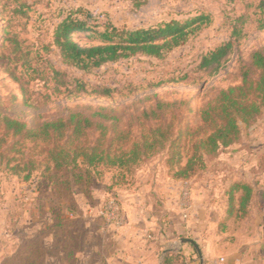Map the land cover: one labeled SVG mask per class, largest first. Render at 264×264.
<instances>
[{"label":"rangeland","instance_id":"1","mask_svg":"<svg viewBox=\"0 0 264 264\" xmlns=\"http://www.w3.org/2000/svg\"><path fill=\"white\" fill-rule=\"evenodd\" d=\"M260 2L0 0L1 109L34 127L81 113L91 119L82 141L94 144L101 138L100 146L105 147L113 139L114 149L141 140L152 128L169 125L174 133L183 132L179 144L185 162L192 150L187 129L200 124L201 110L222 89L242 83V71L252 53L264 47ZM200 14L208 15L209 21L161 57L140 53L83 69L65 62L54 41L56 26L68 17L86 23V31L73 34L77 42L97 45L99 33L107 28L138 29L183 22ZM229 41L233 47L218 70H213L214 65L201 66L205 54ZM239 124V140L216 156L206 157L205 166L189 179L187 201L192 205L193 191L200 190L198 197L213 210L214 221L199 238L203 248L216 256L211 260H227L238 253L244 259L239 264H263L264 257L255 246L264 232V209L255 201L249 219L228 223L222 219L228 206L226 190L235 180L249 182L257 191L264 188V113L249 126ZM14 142L8 151L11 162L0 169V264H47L44 256L50 249L44 245L51 241L36 242L37 230L40 235L65 234V228H53L56 225L46 219L64 215L77 204L76 197L88 196L89 203L98 205L100 200L91 192L102 191L103 202L120 201L119 190L134 187L155 170L170 176L176 170L168 164V145L130 170L87 166L81 160L58 169L46 159L45 141L8 136L2 150ZM28 159L36 163L32 177L25 181L26 170L19 177L13 166H24Z\"/></svg>","mask_w":264,"mask_h":264},{"label":"trees","instance_id":"2","mask_svg":"<svg viewBox=\"0 0 264 264\" xmlns=\"http://www.w3.org/2000/svg\"><path fill=\"white\" fill-rule=\"evenodd\" d=\"M264 15V0L259 4ZM209 16L200 14L186 21L172 20L156 26L131 30L107 28L99 33L100 44L82 45L73 38L76 32L86 31L83 20L66 18L60 22L54 32V41L65 62L83 69L99 67L107 62H115L136 54L161 57L183 44L189 35L209 21ZM264 27V18L262 20ZM233 42L229 41L205 54L201 66H213L218 70L223 59L230 53ZM264 113V47L254 51L250 62L242 71V83L222 89L216 99L208 102L201 110V122L195 128H188L191 136V152L183 162L181 129L170 130L166 127L152 128L150 133L141 140L113 148V139L105 147H101V138L94 144L83 142L81 134L90 125L91 119L81 113H71L66 118L45 121L40 126H30L17 117L4 113L1 109L0 98V169L11 162L8 151L17 142L2 150V144L8 136L19 137V140L30 139L38 143L45 141L43 149L47 161L58 169H63L78 160L87 166L104 165L131 169L143 159L152 156L160 148L169 147L168 164L175 168L171 175L177 180H189L196 175L198 168L204 167L206 157L216 156L223 148L235 144L241 135L239 122L248 126L257 122ZM149 113L146 112V115ZM152 114H155L152 111ZM78 139L76 145L74 140ZM10 146V145H9ZM35 160L28 159L22 166H13L14 173L22 175L27 181L32 177ZM228 206L226 217L244 219L249 216L251 207L256 201L258 207L264 205V188L257 191L249 182L235 180L228 190ZM111 199V198H110ZM114 199V198H113ZM118 200V199H116ZM119 201V200H118ZM166 264V261L164 262Z\"/></svg>","mask_w":264,"mask_h":264},{"label":"crops","instance_id":"3","mask_svg":"<svg viewBox=\"0 0 264 264\" xmlns=\"http://www.w3.org/2000/svg\"><path fill=\"white\" fill-rule=\"evenodd\" d=\"M152 175L150 177L148 174L128 190H119V202L125 217V224L119 229L107 228L102 217L89 211L90 208H99L103 203L105 194L102 191L91 192L100 200L98 205L89 203L91 198L88 196H84V200L76 197L77 204L69 207L64 215L57 219H54L55 215L46 219L47 223L56 225L53 228H65L67 231L63 235L54 231L50 235H40L37 230L36 242L45 244V241H51L44 245L46 249H50L44 256L45 262L164 264L166 261V264H202L203 259L204 264L243 263V255L238 253L224 262L220 258L211 260L216 256L210 255L199 242V238L206 232L205 226L214 221L213 210L206 207L209 204H203V200L198 197L202 196L200 190H195L194 203L188 209V216L184 217L182 192L190 190V180H177L165 172L162 175L157 170ZM260 208L264 209V205ZM253 211L254 208L251 207L249 216L243 220L249 219ZM25 217L27 218V213ZM222 219L228 223L236 217L227 219L225 208ZM262 225L264 228V218ZM182 238L194 239L201 249L202 257L193 244L181 243ZM256 244V251L264 257V232Z\"/></svg>","mask_w":264,"mask_h":264},{"label":"built area","instance_id":"4","mask_svg":"<svg viewBox=\"0 0 264 264\" xmlns=\"http://www.w3.org/2000/svg\"><path fill=\"white\" fill-rule=\"evenodd\" d=\"M189 191L187 189L182 192V207L184 208V217L188 216V209L190 208V204L188 203ZM90 213L97 214L102 217L105 222V226L110 229H119L125 224V217L120 205V202L116 199L105 200L99 208H90ZM221 262L225 261V258H220ZM210 264H216V262H212Z\"/></svg>","mask_w":264,"mask_h":264},{"label":"water","instance_id":"5","mask_svg":"<svg viewBox=\"0 0 264 264\" xmlns=\"http://www.w3.org/2000/svg\"><path fill=\"white\" fill-rule=\"evenodd\" d=\"M180 242L181 243L189 242V243L193 244L195 246V248L197 249V251L199 252V254L201 255V257H202L201 249H200L199 245L196 243V241L194 239H192V238H182L180 240ZM164 253H166V251ZM202 264H204V260L203 259H202Z\"/></svg>","mask_w":264,"mask_h":264}]
</instances>
